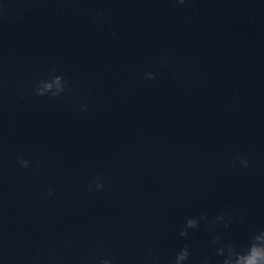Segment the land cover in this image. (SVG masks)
<instances>
[{
	"label": "water",
	"instance_id": "95a60500",
	"mask_svg": "<svg viewBox=\"0 0 264 264\" xmlns=\"http://www.w3.org/2000/svg\"><path fill=\"white\" fill-rule=\"evenodd\" d=\"M184 245L264 264V0H0V264Z\"/></svg>",
	"mask_w": 264,
	"mask_h": 264
},
{
	"label": "clouds",
	"instance_id": "9594fccd",
	"mask_svg": "<svg viewBox=\"0 0 264 264\" xmlns=\"http://www.w3.org/2000/svg\"><path fill=\"white\" fill-rule=\"evenodd\" d=\"M179 3H184V0H178ZM146 76L150 79L154 78V74L153 73H146ZM38 94L39 95H43L44 92L41 91V90H37ZM56 94H53V96H55ZM241 159V162L243 163V165L245 167L248 166V161L247 160H244L242 158ZM20 163L22 166L24 167H27L29 165V161L26 160V159H23L21 158L20 159ZM104 187L103 183H96V188L99 190V189H102ZM53 194V189H49V195H52ZM197 225V220L193 217H190L188 218V220L186 221V227L184 229H182L180 231V235L181 236H186L187 235V228H195ZM233 248V246L229 245L228 246V250L231 251V249ZM218 253L219 254H223L224 252V249L223 248H219L218 250ZM189 248L187 245H184L177 253H176V258L175 260L173 261V264H182V262L184 260H186V258L189 256ZM260 260H261V256H260V253L257 252L255 249L253 250V253L250 257L247 258V260L244 262V264H260ZM103 264H110L109 260L105 259L103 261ZM223 264H230L228 258H225L224 261H223ZM236 264H241V260L240 259H237V262Z\"/></svg>",
	"mask_w": 264,
	"mask_h": 264
}]
</instances>
